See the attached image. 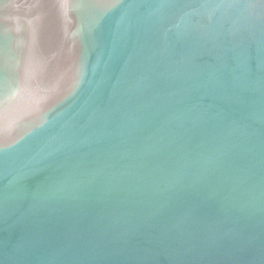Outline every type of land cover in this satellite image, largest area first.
<instances>
[{
  "label": "water",
  "instance_id": "obj_1",
  "mask_svg": "<svg viewBox=\"0 0 264 264\" xmlns=\"http://www.w3.org/2000/svg\"><path fill=\"white\" fill-rule=\"evenodd\" d=\"M0 264H264V0H0Z\"/></svg>",
  "mask_w": 264,
  "mask_h": 264
}]
</instances>
